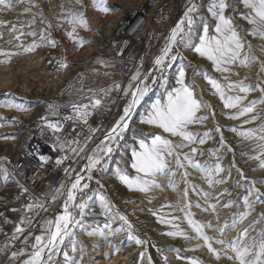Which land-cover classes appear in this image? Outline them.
<instances>
[{"label":"rangeland","instance_id":"rangeland-1","mask_svg":"<svg viewBox=\"0 0 264 264\" xmlns=\"http://www.w3.org/2000/svg\"><path fill=\"white\" fill-rule=\"evenodd\" d=\"M162 1L104 0V3L100 4L99 0H96V3L94 0H80L79 3L77 0H6L5 3H0V15L3 14L2 17L0 16V22H3L0 23V81L2 79L6 81L0 86V243L4 240L5 233L14 231L21 221L28 223V216H23L21 210L9 202L11 178L8 159L14 154V150L11 144H7V141L11 140L15 143L24 131L33 129L36 124L33 123L35 121L32 120L33 116L44 108L48 100H54L57 97L56 93L61 81L69 80L80 72H87L89 75V84L84 94L93 96V101L98 98L97 91L100 87L111 86L110 79L114 74V82H117L120 88L112 85L114 89L110 91L109 96L114 97L113 103L118 108L117 114L122 115L130 99V92L126 94L123 89L128 88L131 83L134 90L138 81H133L132 77L123 81L121 77L115 75L114 68L106 67L105 59L98 57L97 51L90 56H87V52L94 47V44L97 48L100 46L102 36L108 28L112 27L113 21L122 12L130 9L136 11L139 8L145 12L158 10ZM167 1L170 3L169 17L162 16L155 21L149 42L150 46L154 45V49L145 56L142 68L141 78L145 75L149 77L146 83L150 91L135 107L128 128L122 137L112 143L116 161L108 166L104 162L100 164L99 172L94 171L91 180L86 179L81 184V188L85 183L88 184V188L78 191L75 201L71 204L69 202V209L80 223L70 228V232L74 235L65 237L60 250L53 256L51 264H66L64 252H68L76 264H95L97 258L101 259L95 256L97 250L103 254L102 259H107L108 264L120 254L128 258L120 264H193L194 261L195 264H237L235 260L227 259L223 251L220 253L219 260L215 258L189 225L187 213L191 212L193 214L191 219L196 221L204 224L211 222L213 227L205 228L204 231L209 236L217 239L223 238L226 241L236 237L239 230L254 218L258 221L253 225L255 230L259 231L264 228V203L259 202L253 205L251 215L243 224L237 225L236 229H228L227 233L221 237L217 227V225H223L225 221L231 223L234 213L245 210V196H248L250 201L257 200L254 189L258 188L261 193H264V183L260 182L264 180V168L260 167L259 160L253 158L256 155V142L245 140L239 135L247 128L257 127L264 123V103L258 102L253 113L237 119L231 118L249 102L259 101L261 97H264V93L257 88L246 94V99L238 108H226L220 94L212 87L208 79L209 77L215 79L224 88L225 96L244 95L239 93L238 89L229 90V83L243 81L244 84L252 85L254 88L257 85L264 87V71H261V61H264V40L245 31L251 28L248 23L244 27L240 26L242 22L240 17H244L249 12L242 0H227L230 7L226 9L228 13L225 11V14L233 19L234 26L239 29L240 35L252 44L251 52L258 59L250 62L248 66L239 61L228 65L230 71L225 72L221 77L216 75L217 73L210 74V66L216 70L213 62L211 61V64L206 67L200 62V59L204 57H201L191 47L199 43L198 37L202 34L205 22L209 24L210 34L214 32L215 18L208 12L209 6H203L207 4L203 0ZM193 5L196 11L191 14L194 20L190 33L191 39L187 44H175L166 64L162 68L156 66L155 58L164 49L171 30L184 15L185 8ZM102 7H108L110 10L106 13L102 12ZM25 9L29 10L25 11ZM69 10L83 12L87 20V27L75 25L76 32L73 34L75 38L67 34L74 27L69 23ZM13 28L18 31L14 33ZM185 30H187V25H185ZM33 31L36 33L35 36L28 35ZM20 32L24 35L20 40L15 39ZM41 33L45 36L43 41L40 40ZM48 40H54L56 46L51 47L47 43ZM33 41H36L39 46L31 51H25V48ZM244 51H248L247 47ZM4 53H13V55L9 58ZM171 56H175L176 59L172 60ZM31 60L34 63L30 62ZM65 62L67 68L61 67ZM182 66L186 70V83L195 86L196 96L205 104L198 115H206L207 119L190 126V131L198 133L195 143L184 141L179 136L172 137L167 133L163 135L168 136L175 144H186V147L178 148L176 151L181 154L188 153L195 160L212 164L219 158L224 171L218 173L214 179H223L224 182L210 184L204 173L187 165L185 161V168L176 172L173 181L175 187L169 186V181L173 179L169 174L158 175L156 180L160 186L153 187L149 192L129 190L119 180L117 168L124 169L129 176L137 175L136 171L131 168L132 148L139 149V139L150 140L153 134L162 132L154 126L142 123V119L156 99L162 98L166 90L178 86L176 77ZM62 77L67 79H62ZM205 77L209 83L208 92L207 88L203 87L204 84L201 85ZM21 93L23 96H20ZM9 104L21 107H8ZM252 115H257L259 118L245 124L244 121L250 120ZM15 127L18 129L5 132L6 129ZM205 132L209 133L210 138H205L204 144L198 143L201 138H204ZM232 136H235L237 140L233 141ZM242 146H246L244 150ZM193 147L200 149L202 154L191 153ZM209 150L214 151L210 153ZM243 157L250 160L251 164L247 168L240 165ZM170 168L176 169L175 157L170 158ZM184 171L189 173L186 178L187 183L181 179ZM253 181L256 183L253 184ZM192 185L196 186L195 190L192 189ZM185 189L188 190L187 196L184 195ZM167 192L170 195H166ZM141 193L147 198L141 196ZM204 193L208 195L205 196ZM100 196H104L111 203V211L101 207ZM89 197L91 199L87 201ZM84 201L87 202L88 207L81 217L79 209L73 205ZM218 201L223 205L229 201L232 202L230 206L225 207V209L228 208V212L224 213L223 217L221 216L222 211H219L217 207ZM212 204L216 205L215 210L209 207ZM117 210L131 223L132 235L146 243L137 245L134 241L127 239V225L118 217L114 220L110 219L117 213ZM62 211H64V205ZM106 222L111 224L112 230L122 226L123 230L116 232L115 235H109L107 239L101 235L87 234L97 227L103 229ZM144 223L147 225H142ZM44 227L47 229L46 223ZM179 230H182L189 238L186 239L184 235H168L169 232ZM29 243L27 257L33 250L32 245L35 239L29 240ZM73 243H75L76 251L72 250ZM113 245L122 246L119 247L118 252H114ZM197 245L202 246L197 247ZM213 247L220 249L222 246L213 243ZM141 253L144 255L141 256ZM116 262L114 260L113 263Z\"/></svg>","mask_w":264,"mask_h":264},{"label":"snow or ice","instance_id":"snow-or-ice-1","mask_svg":"<svg viewBox=\"0 0 264 264\" xmlns=\"http://www.w3.org/2000/svg\"><path fill=\"white\" fill-rule=\"evenodd\" d=\"M5 2L6 0H0V3ZM79 2L80 0H77V3ZM242 2L244 6L249 9V12L244 16V19L249 25H251V28L246 29L245 31L250 35L258 36L260 39L264 40V0H242ZM94 3H96V0H94ZM99 3L103 4L104 0H99ZM229 7L230 5L227 0H212V3L208 7V12L215 18L214 32L213 34H210L209 24L205 22L202 34L198 37L199 43L191 46L201 57H206L208 60L212 61L217 71L223 72L229 71L227 66L232 65L237 61L245 66H248L250 62H255L258 59V57L251 52L253 47L252 44L240 35L239 29L234 26L233 19L225 14L226 9ZM28 10L29 9H25V11ZM109 10L110 9L108 7L101 8V11L105 13ZM194 11H196L195 5L190 7L184 13V17L171 30L169 39L166 42L164 49L161 54L155 58L154 64L156 66H160L162 68L166 64V61L171 54L172 47L175 44H187L191 39L190 33L192 32V26L194 24L191 14ZM68 19L69 23L74 25L72 31L67 33L70 37H73V34L76 32L75 25L87 27V20L83 12L69 10ZM185 25H187V30H185ZM12 31L15 33L18 30L13 28ZM23 35L24 33L20 32L19 35L15 36V39L20 40ZM28 35L35 36L36 33L33 31L28 33ZM40 40H45L43 33L40 35ZM47 43L51 47L56 46V42L54 40H48ZM82 43L83 41L81 39V44ZM38 46L39 45L36 41H33L31 45L25 48V51H31ZM245 47L248 49L247 52L244 51ZM4 55L10 58L13 53H4ZM171 59L175 60L176 57L171 56ZM61 67L67 68V63H63ZM261 71H264V61H261ZM148 78L149 77L147 75L141 78L140 72L137 71L131 78L133 81H138L134 90L131 83H129L128 88L123 89L126 94H129L130 92V99L123 109V114L119 116V119L107 131L104 139L96 146L95 149L92 150V155L86 157L87 163L85 164L83 170L89 173L87 179L91 180L92 170L101 164L104 155L112 152L111 142L118 141V139L122 137L124 131L128 128L129 121L131 120V115L135 107L150 91V88L146 83ZM185 78L186 70L182 66L179 68L176 77V84L178 86L173 87L171 90H166V94L162 98L156 99L151 105L150 110L142 119V123L154 126L155 128L162 130V132L153 134L150 140L139 139V149L136 147L132 148L131 168L136 171L137 175L129 176L124 169L117 168V176L119 180L125 184L129 190L149 192L153 187L160 186L156 180L158 175L169 174L173 178L169 181V186L175 187L173 181L175 179L176 172L181 168H185V161L187 162V165L204 173L210 184L224 182L223 179H214L218 173L224 171L222 164L219 162V158H217L216 162L212 164H209L207 161L201 162L199 160H195L194 157L190 156L188 153L181 154L176 151L178 148L186 147V144H175L173 140L168 138V136L163 135V133H167L169 136H179L184 141L195 143L197 142L196 136L198 133L190 131L189 128L191 125L207 119L206 115H198L201 108L204 107L205 104L196 96L194 92L195 86L193 84L186 83ZM208 79L212 87L220 94L226 108H238V106L246 99V94L250 91H255L257 88L259 91L264 93V87H259V85H257L254 88L252 85H246L243 81H240L236 83H229L228 89H238L239 93H243L244 95L225 96L224 88L215 79L210 77ZM115 87L120 88V85L116 84ZM88 99L90 104L81 102L74 103L71 106L76 115L81 119H84L85 123L87 122L86 117L88 115L89 107L91 106L92 108H95L101 104L100 99H95L94 101L92 100V97H89ZM258 102L264 103V97H261L259 101L253 100L249 102V104L243 106L242 109L238 110L231 118L237 119L253 113L255 111V105ZM7 106L17 108L21 107L20 105L12 104ZM48 108L52 115L56 114L54 105L49 104ZM258 118L259 117L257 115H252L251 119L245 120L244 123H251ZM41 119L45 120L47 127L52 129L53 132L61 131L62 125L58 121L53 122L48 120L46 117H42ZM217 130L219 131V129ZM233 130L235 131V129ZM239 135L244 137L245 140L256 142V155L253 158L259 160L260 167L264 168V123L258 125L257 127L247 128L244 131H241ZM203 136L204 138H201L198 143L204 144L206 142L205 138H210L208 132H205ZM221 139H223V137H221ZM61 147H63V145H61ZM73 151L75 152L76 150L73 149ZM80 151H83V149H80ZM209 151L212 153L214 150ZM191 153L202 154L201 150L195 147L191 148ZM172 157H175V170L170 168V158ZM47 159L48 157L46 156H40V160L42 161H46ZM60 163H62V160H57V164ZM68 172L69 169H65V173L67 174ZM188 175L189 173L187 171H184L181 175V179L185 183H187L186 178ZM241 175H243V173H241ZM82 179H84V177L79 173L75 175L74 182L71 183V186L68 188L66 193L67 198L64 203L63 215L57 216L54 221L46 222V235L42 234L35 236V243L32 245L33 250L28 258L23 261V264H51L53 256L60 250V245L64 242L65 237L74 235V233L70 232V228L75 224H79L80 221L76 220L73 212L69 209V202L75 201L77 191H82L83 189L88 188V184L86 183L83 184L81 188ZM260 182L264 183V180ZM252 183L255 184L256 182L253 181ZM61 187L63 188L64 185H61ZM195 188L196 186L192 185V189L195 190ZM254 193L257 196V200L250 201L248 196H245V210L234 213L232 215L231 223L225 221L223 225H217L221 237L227 233L228 229H236L237 225L243 224L247 217L251 215V211L253 210V205L255 203H264V193H261L258 188L254 189ZM184 195H188L187 189H185ZM204 195L207 196L208 194L204 193ZM53 199H55V197H53ZM88 199H91V197ZM100 202L102 208L107 211H111V203L106 200L104 196H100ZM231 203L232 202L229 201L224 205V207L230 206ZM73 206L79 209L81 217L84 214V210L88 207L86 201L74 204ZM197 206L199 207V204H197ZM27 207L32 209L33 205L29 204ZM209 207L215 210L216 205L212 204ZM205 211H207V209H205ZM192 215L193 214L191 212L187 213V216L189 217V225H191L197 236L203 240L208 250L214 254L217 260L220 259V253L223 251L227 259L235 260L237 264H264V228H261L259 231L255 230L253 225L258 222L255 218L241 228L236 237L226 241L223 238L217 239L213 236H209L204 229L213 227L211 222L204 224L200 221L191 219ZM117 217L127 225V239L129 241H134L137 245L146 243L145 241H142L138 237L132 235L131 223L128 221L126 216L119 214L118 210L115 215L110 217V219L114 220ZM105 229H108V231H105ZM122 230L123 226L112 230L111 224L106 222L103 229L97 227L87 234L90 236L101 235L107 239L109 235H115L116 232H120ZM21 232H23V228L18 226L16 228V233ZM168 235H184L186 239L189 238L182 230L169 232ZM213 243L219 244L222 247L217 249L213 247ZM120 246L113 245L112 250L114 252H118ZM200 246L202 245H197V247ZM72 250L76 251L75 243L72 245ZM229 253L231 254L229 255ZM12 255L13 257H16L18 253L14 252ZM63 255L66 264H76V261L69 256L68 252H64ZM143 255L144 253H141V256ZM165 259H167V257H165ZM149 261H151V257H149ZM193 264H195V261Z\"/></svg>","mask_w":264,"mask_h":264},{"label":"built area","instance_id":"built-area-1","mask_svg":"<svg viewBox=\"0 0 264 264\" xmlns=\"http://www.w3.org/2000/svg\"><path fill=\"white\" fill-rule=\"evenodd\" d=\"M160 3L158 10L142 14L135 11L129 16L131 18H128L120 34L101 40L97 56L104 58L106 67L114 68L115 75L123 81L143 68L155 21L162 16L169 17V1L163 0ZM110 81L111 86L118 84L114 82V74ZM88 84L87 72H80L64 81L57 90V97L48 100L44 108L33 116L35 127L24 131L17 140L14 154L9 156V202L17 206L23 216H28V223L20 222L18 226L23 228L21 233H16L18 226L14 231L5 233L4 240L0 243V264H23L28 258L29 240H34L37 235H46L44 223L46 220L53 221L60 215L67 198L68 183L77 173L84 177L81 184L87 179L88 175H83L86 157L92 155V150L119 119L118 108L113 103L114 97L105 94L114 89L109 85L98 89L101 104L95 108L89 107L86 123L76 115L72 104H90V96L84 94ZM100 93L104 95L100 97ZM49 104L55 106V115L51 114ZM42 117L58 121L62 125L61 131L53 132ZM112 143L113 141L112 152L104 155L101 164L104 162L108 166L116 161ZM42 155L48 159L40 160ZM57 160H62V163L57 164ZM99 166L93 172H99ZM65 169H69L67 174ZM29 204L33 205L32 209L27 207ZM14 252L18 253L16 257L12 255Z\"/></svg>","mask_w":264,"mask_h":264},{"label":"bare ground","instance_id":"bare-ground-1","mask_svg":"<svg viewBox=\"0 0 264 264\" xmlns=\"http://www.w3.org/2000/svg\"><path fill=\"white\" fill-rule=\"evenodd\" d=\"M204 2H206L207 4L206 5H203V6H209L210 5V1L211 0H203ZM189 4V3H188ZM138 7V6H137ZM18 9V8H17ZM186 9V11L189 9L188 7L187 8H185ZM137 12H138V14L140 13V14H142L143 12H145L142 8H139V9H137L136 10ZM185 11V12H186ZM135 11H131V9L130 10H126V12L124 11V12H122V14L121 15H118L117 17H116V19L113 21V25H112V27H110V28H108L107 30V32H105L104 33V35L102 36V39L101 40H103L104 38L105 39H108V38H111L112 36H114V35H116V34H120L121 32H122V30L125 28V24H126V21L128 20V18H131V17H129V16H131L133 13H134ZM227 13H228V11H226ZM225 12V13H226ZM203 13V12H202ZM245 14H246V12H244ZM2 15L3 14H1L0 16L2 17ZM5 16V15H4ZM3 16V17H4ZM181 16V15H180ZM6 17V16H5ZM184 17V15H182V17L179 19V21L182 19ZM179 18V17H178ZM241 19V21L242 22H240L241 24H240V26L242 25L243 27L245 26V24L247 23V21L244 19V17L242 16V17H240ZM178 21V22H179ZM211 21H212V19H211ZM100 42V41H99ZM94 47L92 48V49H89L88 50V52H87V56H90L91 54H93V53H95L96 51H98V49H99V47L97 48V45L96 44H94L93 45ZM39 61V60H38ZM84 61V60H83ZM30 62H33L32 60L30 61ZM196 62H199V61H197L196 60ZM195 62V63H196ZM200 62L203 64L204 63V65H206V67L209 65V64H211V61L210 60H208L206 57H204V58H202V59H200ZM34 63V62H33ZM39 63V62H38ZM82 66H85V65H82ZM22 67V66H21ZM229 68V67H228ZM138 71L140 72V74L142 75L143 74V70L141 69V68H139L138 69ZM209 71H211L210 72V74H215V73H217L216 75H219V77H221L222 75H224L225 74V72H223V71H217V70H214L213 68H211V66L209 67ZM230 71V70H229ZM137 72V71H136ZM47 73V72H46ZM49 74V73H48ZM136 74V73H135ZM32 75H33V73H32ZM44 75V74H43ZM62 79H65V77L63 78L62 77ZM67 79V78H66ZM65 79V80H66ZM52 80V79H51ZM203 80V82L201 83V85H203L204 84V86L203 87H205V88H207V92H208V85H209V83H208V79H206V77L204 78V79H202ZM6 81H4L3 79L0 81V86L1 85H3L4 83H5ZM63 82L61 81V84H62ZM60 84V85H61ZM4 87V86H3ZM8 94H10V93H8ZM7 94V95H8ZM105 94H107V95H109V93H105ZM104 94L103 93H100L99 94V96L100 97H102ZM20 96H23V94L21 93V95ZM92 97V99L94 98L93 96H91ZM97 99H99V97L97 98ZM18 129V127L16 128H8V129H6L7 131H5V132H10V131H14V130H17ZM4 132V131H3ZM22 136V135H21ZM20 136V137H21ZM20 137L18 138V139H16V142L14 143L13 141H11V140H8L7 141V144L9 143V144H11V147L13 148V150H14V152H15V148L17 147L16 146V144H17V140H19L20 139ZM233 137V141H235V140H237V138L235 137V136H232ZM246 146H242V148H243V150H244V148H245ZM241 150V149H240ZM244 159L241 161V163H240V165H242V167L243 168H247L248 166H250V160H248L246 157H243ZM9 160V159H8ZM83 175H89V173L87 172V171H84L83 172ZM93 175V170H92V172H91V176ZM231 180V179H230ZM74 182V179H72L71 181H70V183H68V186H67V190H68V188H70V186H71V183H73ZM217 186H220V185H217ZM123 188V187H122ZM117 191V190H116ZM142 194V193H141ZM166 195H170V193H166ZM141 196H143V197H146V196H144V194H142ZM140 196V197H141ZM147 198V197H146ZM145 198V199H146ZM139 199V198H138ZM143 199V198H142ZM90 199H87V201H89ZM144 200V199H143ZM141 201V200H140ZM146 204L148 203L147 202V200H145L144 201ZM143 202V203H144ZM70 204H71V202H70ZM71 206V205H70ZM139 205H137V207H138ZM222 206H224L223 205V203H221V202H219L218 201V203H217V207H219V211H222V217H223V215H224V213H226V212H228V208L227 209H225V207L224 208H222ZM128 210V209H127ZM74 211V210H73ZM63 213H64V211H61L60 212V215H63ZM142 225H147V224H142ZM142 227V226H141ZM142 228H144V227H142ZM99 240V239H98ZM96 257H101V259L100 258H97V260L95 261V264H108L107 263V259L105 260V259H102V256H103V254L102 253H100L98 250H97V254L95 255ZM105 257V256H104ZM103 257V258H104ZM128 258H126V257H124V255H117L115 258H114V260H115V262L116 263H113L114 262V260H113V262H111L110 264H120V262L121 261H126Z\"/></svg>","mask_w":264,"mask_h":264},{"label":"trees","instance_id":"trees-1","mask_svg":"<svg viewBox=\"0 0 264 264\" xmlns=\"http://www.w3.org/2000/svg\"><path fill=\"white\" fill-rule=\"evenodd\" d=\"M153 49H154V45H153V44H152L151 46L149 45V46L147 47V50H146V56H147L148 53L152 52Z\"/></svg>","mask_w":264,"mask_h":264}]
</instances>
